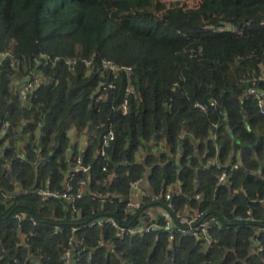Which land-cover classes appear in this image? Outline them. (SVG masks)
<instances>
[{"label":"trees","instance_id":"1","mask_svg":"<svg viewBox=\"0 0 264 264\" xmlns=\"http://www.w3.org/2000/svg\"><path fill=\"white\" fill-rule=\"evenodd\" d=\"M197 2L0 0V53L15 56V63L6 58L0 64V128L9 123L0 139V264H66L71 236L85 242L74 264H264V232L258 237L263 249L252 252V238L264 228V207L257 200L264 197V164L261 175L251 173L264 158V115L248 82L264 66V0ZM41 53L94 59L89 72L82 62L69 68L42 60L37 67ZM107 59L132 69L105 71ZM36 68L43 83L26 103L21 79ZM129 84L137 94L124 114L118 107ZM210 99L221 107L203 111L194 105ZM73 127L94 128L100 138L82 154L69 150ZM109 127L116 138L108 160L95 154ZM212 130L216 138L207 140ZM164 139L167 148L138 159L143 144ZM236 139L242 165L233 170L236 160L226 163ZM79 155L91 166L88 175L73 168ZM215 157L217 164H207ZM104 164L115 173L114 194H127L128 182L147 173L156 194L177 183L171 199L176 210L196 204L206 219L222 221L209 231L211 244L179 233L169 241L168 230L121 236L109 224L94 223L107 215L122 224L135 221L121 204L102 208L94 199L106 188ZM223 170L234 187L244 177L256 201H244L234 212L237 200H230L228 186H216ZM72 174L74 187L84 177L90 183V192L75 203L77 211L66 199L38 195L43 186L62 190ZM197 193L203 198L196 199ZM164 205L148 202L141 213Z\"/></svg>","mask_w":264,"mask_h":264},{"label":"built area","instance_id":"2","mask_svg":"<svg viewBox=\"0 0 264 264\" xmlns=\"http://www.w3.org/2000/svg\"><path fill=\"white\" fill-rule=\"evenodd\" d=\"M6 58H10L12 64L15 63V56L10 51H4L0 53V64ZM94 56L84 57L81 59L72 58V57H62L55 56L54 58L46 55L45 53H41L40 56L36 59L37 67L39 64H42L41 61L45 60L49 62L50 60L54 65L59 62H63L69 68H75L80 62H82L87 72H89L92 68ZM103 67L105 71H114L120 72L122 70L126 72L131 71L130 66H121L117 64L115 61L111 59L104 60ZM44 74L41 69H33L30 73L25 76V89L22 92V98L25 102L32 101L37 89L43 83ZM250 84L249 92L254 96L256 100V104L259 108L261 114L264 115V66H260V70L255 72L254 75L248 79ZM263 83V84H261ZM176 85V84H175ZM263 85V87L258 86ZM111 87V85H109ZM137 94L135 87L131 84L126 88L125 96L123 98L122 103L119 105V109L125 114L128 112L129 107V99L132 95ZM107 97V93L103 96V98ZM195 107L206 111L209 106L211 107H221L216 99H210L209 104L206 105L202 102H195ZM168 107L171 106L170 102L167 104ZM105 124L98 126V128H103ZM9 123H6L3 127L0 128V139L6 135ZM38 126H41V123H38ZM116 135L115 131L112 127L106 129L104 134L101 137L99 142V148L97 156H101L104 158L110 159L108 155V150L112 146L113 141L115 140ZM211 163H214V160H210ZM238 165H235V168H238ZM73 168L81 170L84 174H89L91 170L90 165H86L83 162L82 156H78L76 160V164ZM103 172L106 173L107 180L104 181V186H106L104 191H99L94 194V199H96L99 205L103 208L106 205H113L115 203L121 204L123 206L124 213L131 214L134 218V222H130L128 224L120 223L114 216L107 215L103 218V216L98 217L94 220V223H98L99 225L109 224L111 225L119 235H146L150 233H159L163 230L169 231V241H174L175 235L179 233L183 236H193L197 239H204L206 246L210 245L212 240L210 238L209 231L212 226L215 224L212 219L205 218L204 211H198L197 214L189 215L180 210H176L174 205L171 202L172 192L167 190L160 194L151 193L144 189L143 185L145 184V178L141 177L136 180H130L129 187L130 190L127 194L128 200H123L121 197L116 196L119 194H114L110 190V184L115 176V173L110 170L108 164H104L102 167ZM74 174H72L67 180L64 188L62 190L57 188L50 187H40L38 189V195L43 199L47 198H62L68 200L74 206L78 199H81L85 196V194L90 192V183L89 178L84 177L81 178L77 185L74 187L72 181L74 179ZM228 178L227 171L223 170L218 178L216 186L224 183ZM201 195L196 194V198L200 199ZM163 201L165 205L163 207H159L161 209L160 214H157L154 218H152V208H148L144 210V213H141L142 209L148 202H157ZM264 201V198H263ZM251 210H247L246 214L251 215ZM18 218H21V214L16 215ZM238 219H244L243 215H239ZM75 232L76 229L74 228ZM264 232V228H260L257 232V236L255 239L258 240V237L261 233ZM103 245V239L98 240V245ZM258 251L263 249V246L258 242ZM85 248V242L82 239H79L76 236H71L70 238V248L66 250L64 255V260L66 264H74L76 253H79V249ZM90 252L88 251V256H90ZM91 257V256H90Z\"/></svg>","mask_w":264,"mask_h":264},{"label":"crops","instance_id":"3","mask_svg":"<svg viewBox=\"0 0 264 264\" xmlns=\"http://www.w3.org/2000/svg\"><path fill=\"white\" fill-rule=\"evenodd\" d=\"M24 79H25V77H23L21 79V83H20V88H22L21 96H22V92L25 89V81H24ZM39 132L40 131L37 130V134ZM259 134H260L261 138L264 139V130L262 132H260ZM68 135H69V137L71 139V144H70L71 149H76L79 153L84 152L85 149L88 148L93 143V141H96L98 138H100V136H98V132H96V130L94 128H89V127H86L84 129H81V130L73 127L69 131ZM181 138H184V134L181 135ZM215 138H216L215 131L212 130L211 133L209 134L207 140L215 139ZM196 142H197L196 145H198L199 141L196 140ZM152 143H153V141H152ZM154 144L155 145H153L152 147L148 146L146 144H143L141 146V148L138 150L137 154H136L138 159L143 161L144 158H145V155L148 153V151H151V152H156L157 151L158 152L159 150H163V149H165V147L166 148L168 147L166 139H164L162 141H159V142H156ZM236 145H238V146L236 147ZM98 146H99V144L96 145V154H95L96 156H97V153H98ZM263 146H264V143H263ZM70 147H69V150H71ZM241 154H242V148H241V146H239V141L236 139V140H234L232 152H231V155H230V157H229V159H228V161L226 163V166L232 165V162L235 159L236 161L234 162L232 169L234 168L233 170H236V169L238 170L239 167L235 168V165H238V166L242 165ZM178 156H180V155L178 154ZM210 160H214V163H211ZM261 161H260V165L257 167V169L251 171V173L253 175H255V176L256 175H261V173H262V167H263V164H264V158ZM217 163H218V159L216 157L215 158H208L207 164L215 165ZM225 171H227V170H225ZM243 171L245 172V174L250 173V170L247 169V168H243ZM227 173H228V178H227V180L224 183L230 189L229 198H230V200H233V199L237 200L236 203L233 206L234 207L233 208L234 212L238 208H240V206H242V204H245L244 201H246V202H247V200L249 202L256 201L257 197L250 196L248 191H247V189L243 185L244 177L236 178L237 185L234 187V186H232V182L230 180V172L227 171ZM147 177H148V173L144 177L145 178V184L143 185V187H144L145 190H147V191H149L151 193H155V191L152 189L151 185L147 181ZM68 178H69V176H68ZM68 178H67V180H69ZM67 180L64 182V185L66 184ZM167 190L171 191L172 194H173L175 191L178 192L179 187H178L177 183L169 184L168 187H167ZM197 194L201 195V197H200L201 199L203 198V194L202 193H197ZM256 196H258V195L256 194ZM195 198H196V194H195ZM263 198L261 199V198L258 197L257 200L264 207ZM196 199H198V198H196ZM195 202H197V200H195ZM180 209L184 213L189 214V215L197 214L198 211H201L200 210V206H198L196 204L195 205H191V204L184 205V206L180 207ZM160 211H161V209L159 207L152 208V212H151L152 213V218L157 216V214H160ZM212 221L216 225L222 226V221H220L218 219H215V220L212 219ZM256 241L258 243L257 239H256ZM255 248H258V245L256 247H254V242H253L252 252L255 251Z\"/></svg>","mask_w":264,"mask_h":264},{"label":"rangeland","instance_id":"4","mask_svg":"<svg viewBox=\"0 0 264 264\" xmlns=\"http://www.w3.org/2000/svg\"><path fill=\"white\" fill-rule=\"evenodd\" d=\"M161 1L167 6L170 5L171 3H180V5H188V6H194L198 4L197 0H161ZM128 186H129V183H128ZM129 190H130V187H129Z\"/></svg>","mask_w":264,"mask_h":264},{"label":"water","instance_id":"5","mask_svg":"<svg viewBox=\"0 0 264 264\" xmlns=\"http://www.w3.org/2000/svg\"><path fill=\"white\" fill-rule=\"evenodd\" d=\"M70 149H71V147H70ZM67 178H68V176L65 178V181L67 180ZM36 182H37V181H35V184H36ZM35 184H34L33 187H35ZM194 186H195L196 189L198 188V181H197V179H195V181H194ZM116 196L121 197L123 200H128V198H129L128 195H122V194H119V195H116ZM252 240H253V242H254V247H256L258 243H257L255 237L252 238ZM253 252H254V251H253Z\"/></svg>","mask_w":264,"mask_h":264}]
</instances>
